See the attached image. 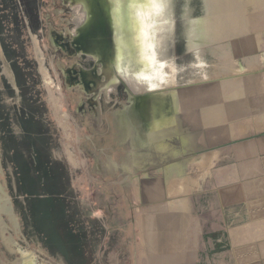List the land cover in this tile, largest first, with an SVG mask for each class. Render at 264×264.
<instances>
[{"label":"water","instance_id":"water-1","mask_svg":"<svg viewBox=\"0 0 264 264\" xmlns=\"http://www.w3.org/2000/svg\"><path fill=\"white\" fill-rule=\"evenodd\" d=\"M70 1L92 17L96 52L111 61L116 49L133 89H173L166 107L146 105L160 117L118 129L132 264H172L223 130L252 106L238 0ZM21 5L0 0V264H94L72 141Z\"/></svg>","mask_w":264,"mask_h":264},{"label":"crops","instance_id":"crops-1","mask_svg":"<svg viewBox=\"0 0 264 264\" xmlns=\"http://www.w3.org/2000/svg\"><path fill=\"white\" fill-rule=\"evenodd\" d=\"M260 1L254 2L259 4ZM263 112L259 110V113ZM62 116L68 129L69 125L65 122L67 114L62 113ZM263 118L258 115L262 126ZM262 133L249 136L250 139L239 147L215 148L200 209L172 264H264ZM109 139L100 146L103 151L107 150L104 154L107 158L97 167L110 181L106 184L109 187L106 195L116 200L119 197L120 201L117 200L119 205L116 208L109 204L108 211L111 218L113 210L117 213V224L122 225L124 221L125 224H132L128 189L122 169L124 144L117 129L111 132ZM96 142L99 144L100 141ZM77 163L78 167L84 165L79 161Z\"/></svg>","mask_w":264,"mask_h":264},{"label":"rangeland","instance_id":"rangeland-1","mask_svg":"<svg viewBox=\"0 0 264 264\" xmlns=\"http://www.w3.org/2000/svg\"><path fill=\"white\" fill-rule=\"evenodd\" d=\"M37 1H39V5L33 6L32 11H30L31 16L28 15V8L25 7V10L30 19L34 12L36 14L35 9H38L41 22H38V20L36 22V29L39 28L38 32L33 31L47 69L52 51L48 50V36L44 26L49 24L50 19H55L57 22L56 15L63 14L65 11L68 14L75 13L77 6H71L70 4H67L68 7L64 6L62 0ZM254 1L256 0H238L243 40L245 41L246 52L253 73L252 106L249 112L234 118L226 126L221 134V139H224L219 141L216 146L220 148L242 146L245 141L250 139L249 136L263 134L262 132H264V125L262 126V122L258 119V115H262V118L264 116V112L259 113V110L264 111V0H261L259 4ZM51 75L55 77V73L52 71ZM58 76L53 85L52 79L48 75L56 98H58L59 109L63 114H67L65 122L69 125L68 133L76 159L84 164L79 167V172L81 173L84 202L86 204L87 219L89 220L94 264H132V224H125V221L122 225L117 224V213L114 210L111 213L112 218L110 217L109 204L114 208L118 207L119 202L117 200L120 201V198L118 197L116 200V198L106 195L109 190L106 184L110 181L102 175L97 167L100 162H105L107 158L102 153L103 149L101 150L99 145L103 140L99 138L101 140L99 144L96 141L94 142L92 129L85 123L80 125L81 122L78 119L80 112H78L76 105L70 104L69 101L66 104L65 101L66 97L77 96L64 86L62 90L60 89L61 79ZM95 130L98 132V129ZM234 137L236 138L234 139ZM109 144L111 145V140ZM118 212L120 214L121 211L118 210Z\"/></svg>","mask_w":264,"mask_h":264},{"label":"flooded vegetation","instance_id":"flooded-vegetation-1","mask_svg":"<svg viewBox=\"0 0 264 264\" xmlns=\"http://www.w3.org/2000/svg\"><path fill=\"white\" fill-rule=\"evenodd\" d=\"M19 2L25 5L20 6L22 13H24L23 8L26 7L30 16L33 6L39 5L37 0H19ZM63 2L64 6H67V3L71 6H77V11L70 14L66 11L63 14H58L56 15L57 22L55 19H50L49 24L44 26L47 30L48 50L52 51L47 71L53 85L59 75L58 77L61 79V83L59 82L60 89L62 90L64 86L77 96L66 97V101L75 104L79 110L78 119L81 122L79 124L85 123L92 129L93 140L101 141L99 140L101 138L106 141L115 129L118 130L120 127L128 125H134L137 128L143 127L150 121V118H154L153 116L160 117L161 112L152 116L147 114L145 109H149L151 106L146 105L154 101L156 106L166 107V100L172 97L173 89L168 87L145 88V90L133 89L130 83H127L119 74L116 49L110 58L111 61H108V56L107 59L103 58L97 53L98 49L95 50V44L99 42L98 31L93 32L90 29L91 32L85 34L86 29L84 27L89 24L92 17L85 12L82 4L70 0H63ZM35 11L36 14L34 12L28 20L30 22L27 23V25L31 23L32 31L39 29H36L37 20L41 22L38 9ZM85 43L87 44L85 45ZM108 49L111 50V46ZM102 53L105 54L106 52ZM51 71L55 73V77L51 75ZM58 72L59 74H57ZM109 82H111V87L106 90L102 89L103 85ZM179 86L176 87L179 88ZM149 100L151 101L149 102ZM172 104L173 99H171L170 105ZM95 129H98V132ZM103 141L99 142L100 146ZM105 150L102 152L103 154H106L107 150ZM34 198L36 199L37 196ZM33 257L35 256L33 255Z\"/></svg>","mask_w":264,"mask_h":264},{"label":"snow or ice","instance_id":"snow-or-ice-1","mask_svg":"<svg viewBox=\"0 0 264 264\" xmlns=\"http://www.w3.org/2000/svg\"><path fill=\"white\" fill-rule=\"evenodd\" d=\"M154 6L157 7V8L159 7V5H154Z\"/></svg>","mask_w":264,"mask_h":264}]
</instances>
